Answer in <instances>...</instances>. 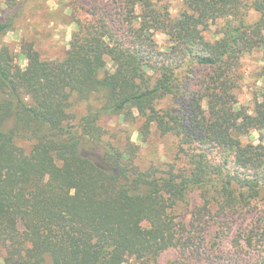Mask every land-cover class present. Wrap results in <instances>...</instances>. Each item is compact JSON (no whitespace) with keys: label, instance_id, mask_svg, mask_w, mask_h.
Returning <instances> with one entry per match:
<instances>
[{"label":"trees","instance_id":"16d2710c","mask_svg":"<svg viewBox=\"0 0 264 264\" xmlns=\"http://www.w3.org/2000/svg\"><path fill=\"white\" fill-rule=\"evenodd\" d=\"M73 1L86 19L61 59L23 43L22 68L0 47L3 264H159L170 249L165 264H264V87L252 109L234 93L241 59L264 58V0H180L174 16L165 0ZM1 15L0 37L18 18ZM114 118L141 142L174 137L173 161L142 167L127 131L102 126Z\"/></svg>","mask_w":264,"mask_h":264},{"label":"rangeland","instance_id":"374dc122","mask_svg":"<svg viewBox=\"0 0 264 264\" xmlns=\"http://www.w3.org/2000/svg\"><path fill=\"white\" fill-rule=\"evenodd\" d=\"M170 4L171 15L178 12L180 0H165ZM73 0H17L13 10L5 6L0 7V17L3 14H18L14 28L0 37V47L7 46L15 59V63L20 67H25L26 61L20 55V46L23 43H31L43 60L61 59L75 30V20H85L86 15L79 8L74 7ZM258 18L257 12L253 9L247 10V22L252 23ZM222 22H217L203 32L207 40L214 41L217 27ZM158 45H163L165 37L161 34L156 36ZM264 65L263 52L254 50L244 56L237 69V88L235 98L237 107L252 109L254 100L260 96L264 82L260 78V71ZM178 105V102L163 101L159 107L166 105ZM76 118L84 113V105H79L74 109ZM102 126L110 132H115L120 128L127 131L131 140L139 146L138 160L142 167H158L164 169L174 158L175 138L163 137L159 133L152 131L145 142L137 134L138 124H127L116 118L110 121H103ZM243 144L258 143V134L251 133L242 139ZM27 149L29 146L26 145ZM146 226V224H143ZM235 235L240 230L235 228ZM213 235V232L210 233ZM229 241V240H228ZM3 252L0 248V264H3ZM177 252L173 249L163 252L159 257V264L175 258ZM131 263V262H130ZM133 263V262H132ZM129 264V263H126Z\"/></svg>","mask_w":264,"mask_h":264}]
</instances>
